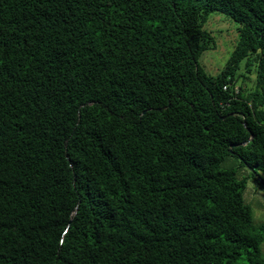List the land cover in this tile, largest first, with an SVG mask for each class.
I'll list each match as a JSON object with an SVG mask.
<instances>
[{
	"label": "trees",
	"instance_id": "obj_1",
	"mask_svg": "<svg viewBox=\"0 0 264 264\" xmlns=\"http://www.w3.org/2000/svg\"><path fill=\"white\" fill-rule=\"evenodd\" d=\"M261 173L264 0H0V264H264Z\"/></svg>",
	"mask_w": 264,
	"mask_h": 264
},
{
	"label": "rangeland",
	"instance_id": "obj_2",
	"mask_svg": "<svg viewBox=\"0 0 264 264\" xmlns=\"http://www.w3.org/2000/svg\"><path fill=\"white\" fill-rule=\"evenodd\" d=\"M204 28L210 31L214 40V49L206 51L201 56L200 65L210 72L217 75L225 66L231 51L239 38L237 24L229 16L212 12L204 24ZM246 68L244 62L241 65L239 73L245 74ZM255 74L251 72L250 81H246V88L253 86ZM243 77H240L238 83L242 84ZM221 167L226 170H235L237 177L249 176V170L241 164L239 158L235 155H228L221 163ZM261 175L264 177L263 173ZM261 179L260 177H258ZM245 193V201L250 204L254 213L255 224L264 223V187L258 184L252 177L249 178ZM264 251V244L262 246Z\"/></svg>",
	"mask_w": 264,
	"mask_h": 264
},
{
	"label": "crops",
	"instance_id": "obj_3",
	"mask_svg": "<svg viewBox=\"0 0 264 264\" xmlns=\"http://www.w3.org/2000/svg\"><path fill=\"white\" fill-rule=\"evenodd\" d=\"M246 192H247V191L244 192V197H245V193H246Z\"/></svg>",
	"mask_w": 264,
	"mask_h": 264
}]
</instances>
